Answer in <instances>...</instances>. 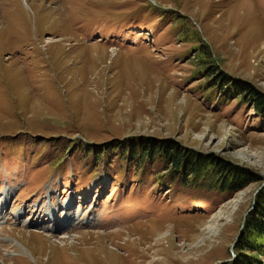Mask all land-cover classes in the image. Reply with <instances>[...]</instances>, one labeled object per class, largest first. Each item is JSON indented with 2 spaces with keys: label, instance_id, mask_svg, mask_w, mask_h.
Instances as JSON below:
<instances>
[{
  "label": "rangeland",
  "instance_id": "obj_1",
  "mask_svg": "<svg viewBox=\"0 0 264 264\" xmlns=\"http://www.w3.org/2000/svg\"><path fill=\"white\" fill-rule=\"evenodd\" d=\"M251 96L264 0H0V264H264L241 251L264 200ZM164 143L247 185L169 191L119 151ZM50 200L79 226H36Z\"/></svg>",
  "mask_w": 264,
  "mask_h": 264
},
{
  "label": "trees",
  "instance_id": "obj_2",
  "mask_svg": "<svg viewBox=\"0 0 264 264\" xmlns=\"http://www.w3.org/2000/svg\"><path fill=\"white\" fill-rule=\"evenodd\" d=\"M226 87H228V85H226ZM231 88L239 95L241 94L239 93L238 87L236 90L234 86ZM231 88H229V91H231ZM250 98L251 99L248 101L253 103V108L256 109L258 113H264V100L261 99V97L255 98V96H251ZM119 151L123 152L122 154L124 156L127 155L128 158L125 161L136 168L143 166L145 161L150 163H162L160 172L163 173V175H160L158 178H156L158 174L150 176L159 185L167 186V190L169 191L174 189L173 186L175 182H178L180 188H187L191 184L198 183L199 181L208 182L213 184L221 193L230 194L237 192L247 185L246 179L240 174L232 172V170L228 168H222V166H215L212 162H209V160L195 157L191 153H184L183 150L171 144H147L146 146L143 144L140 146L129 144L128 147H123ZM140 171L141 168L138 172L145 173L144 170ZM165 171H167L166 174H164ZM260 206L262 209L258 210V214L252 219L248 226L249 240L242 245V252L263 253L264 200ZM239 264L254 263L241 259Z\"/></svg>",
  "mask_w": 264,
  "mask_h": 264
},
{
  "label": "bare ground",
  "instance_id": "obj_3",
  "mask_svg": "<svg viewBox=\"0 0 264 264\" xmlns=\"http://www.w3.org/2000/svg\"><path fill=\"white\" fill-rule=\"evenodd\" d=\"M114 55V54H113ZM140 68V67H139ZM143 68V67H142ZM142 70V69H141ZM145 70V69H144ZM150 75V74H149ZM148 75V76H149ZM151 76V75H150ZM153 77V76H152ZM222 125V124H221ZM221 125H220V128H222L221 127ZM9 192H4L3 194H1V196L0 197H2L3 198V201L4 202H6L7 200H8V197H9ZM49 194H50V192H49ZM50 196V195H49ZM49 199H50V197H49ZM69 203H70V201H67V203H66V205H64L63 206V208H66L67 209V213L70 211L69 209H71L70 207H69ZM49 204L51 205V200H50V203H47V205L45 206V208H46V216L45 217H48V219L44 222V221H42L41 223H39V224H43V225H39L38 223L36 224V226H39V227H41V228H44V226H50V225H54V228L55 229H57V230H61L62 228H64V231H66V227H68V223L69 222H71L69 219H68V217L67 216H65L64 217V219L63 220H60V219H58L57 217H56V212L54 211V210H52L51 208H49ZM24 214V211H20V212H18V215L15 217L16 219H20V218H22V215ZM67 215V214H66ZM44 217V218H45ZM2 218V216H0V219ZM69 220V221H68ZM47 224H49V225H47ZM78 225H79V223H77ZM150 226L152 225V224H156V223H148ZM147 224V225H148ZM148 225V226H149ZM156 226V225H155ZM59 227V228H58ZM157 228L156 229H162L163 228V226H156ZM139 228V227H138ZM174 228V227H173ZM125 232V231H124ZM129 233H130V231H129ZM29 234H31V233H29ZM37 235V234H36ZM99 236V235H101V234H96V236Z\"/></svg>",
  "mask_w": 264,
  "mask_h": 264
}]
</instances>
